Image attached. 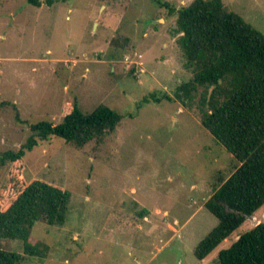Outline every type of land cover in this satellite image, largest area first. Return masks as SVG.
I'll return each mask as SVG.
<instances>
[{
	"label": "rangeland",
	"instance_id": "obj_1",
	"mask_svg": "<svg viewBox=\"0 0 264 264\" xmlns=\"http://www.w3.org/2000/svg\"><path fill=\"white\" fill-rule=\"evenodd\" d=\"M0 0V154L32 123H58L77 104L123 115L115 131L81 148L51 138L24 156L23 177L65 189L62 226L36 223L39 256L23 264H214L219 251L264 223V206L204 260L195 246L218 221L204 208L231 154L201 126L197 102L175 89L192 73L174 15L193 0ZM264 35V0H221ZM164 93L174 101L142 102ZM10 164H0V191ZM0 249L23 253L16 240Z\"/></svg>",
	"mask_w": 264,
	"mask_h": 264
},
{
	"label": "trees",
	"instance_id": "obj_2",
	"mask_svg": "<svg viewBox=\"0 0 264 264\" xmlns=\"http://www.w3.org/2000/svg\"><path fill=\"white\" fill-rule=\"evenodd\" d=\"M27 2L41 6L39 0ZM46 2L50 5L51 0ZM170 15L176 17V41L192 73L175 89L174 99L197 102L201 126L235 162L204 204L218 223L195 246L194 256L202 261L264 206V35L226 10L221 0H193L170 9ZM174 99L166 93L158 98L151 94L141 103ZM122 119L107 106L83 112L75 103L58 123L30 124L25 143L0 154V164H10L7 186L0 191V240L23 244L22 254L0 249V264H23L27 257L39 256L33 225L62 226L68 212L70 195L65 189L38 178L24 179L25 154L51 138L77 148L98 142ZM214 264H264V223L219 251Z\"/></svg>",
	"mask_w": 264,
	"mask_h": 264
}]
</instances>
